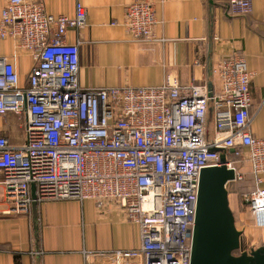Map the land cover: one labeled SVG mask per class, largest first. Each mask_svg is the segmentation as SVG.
I'll use <instances>...</instances> for the list:
<instances>
[{"label": "built area", "instance_id": "2783aa9c", "mask_svg": "<svg viewBox=\"0 0 264 264\" xmlns=\"http://www.w3.org/2000/svg\"><path fill=\"white\" fill-rule=\"evenodd\" d=\"M228 6L232 16L253 10L251 0ZM87 16L78 3L74 18L54 17L38 0H8L0 10V40H13L36 63L22 87L15 65L0 58V116L25 117L23 145L0 136L9 212L28 213L41 201L115 205L139 225L141 245L87 253L86 264H191L201 173L225 165L241 181L230 159L234 150L254 176L255 189L244 200L254 224L264 227V139L250 130L253 73L243 53L222 56L213 69L218 91L208 84L83 87L80 34ZM157 24L151 0L127 5L124 26L133 43L153 51L162 43ZM70 30L79 35L74 44L66 41Z\"/></svg>", "mask_w": 264, "mask_h": 264}, {"label": "crops", "instance_id": "0c3cea01", "mask_svg": "<svg viewBox=\"0 0 264 264\" xmlns=\"http://www.w3.org/2000/svg\"><path fill=\"white\" fill-rule=\"evenodd\" d=\"M38 1L54 17L74 18L78 3L86 7L87 27L80 34L79 83L83 87L208 84L218 91L220 80L213 69L222 56L242 52L253 73L250 130L254 137L264 139V0H251L253 10L246 16H232L228 0H151L158 21L155 35L162 40L153 51L133 43L124 26L131 0ZM7 2L0 0V10ZM78 38L70 30L66 41L74 44ZM0 58L15 65L20 86H27L36 64L33 56L13 40H0ZM24 125V116H0V136L14 147L21 146L25 143ZM211 127L214 131L212 117L210 135ZM233 162L244 165L238 172L252 187L246 195L255 188L254 176L240 157ZM2 180L0 174V264H86L87 253L129 251L141 245L139 225L128 221L115 205L99 208L91 200L41 201L28 213H10L12 205ZM34 191L32 187L33 196ZM230 197L229 193L245 250L264 247V227L254 224L251 208L241 210L238 204L232 205ZM90 260L108 261L109 257Z\"/></svg>", "mask_w": 264, "mask_h": 264}, {"label": "water", "instance_id": "95a60500", "mask_svg": "<svg viewBox=\"0 0 264 264\" xmlns=\"http://www.w3.org/2000/svg\"><path fill=\"white\" fill-rule=\"evenodd\" d=\"M235 180V171L225 165L202 171L191 264H264V247L234 256L243 249L227 189Z\"/></svg>", "mask_w": 264, "mask_h": 264}, {"label": "rangeland", "instance_id": "374dc122", "mask_svg": "<svg viewBox=\"0 0 264 264\" xmlns=\"http://www.w3.org/2000/svg\"><path fill=\"white\" fill-rule=\"evenodd\" d=\"M210 131H211L210 141H212L213 137H214L213 127H211ZM238 162H239V160H238ZM235 167L237 168V170H239L240 168L244 167V165L243 164H235ZM251 188L252 187H251V183H250L249 179H242L241 181H235V182L230 183L227 189H228L230 196H231L230 199H231L232 205L238 204V207L241 210H246V208L248 209L249 206L247 205V203L244 200V193H245V191H247ZM234 215L237 216V213H234ZM235 219H236V217H235ZM237 226H236L237 229L241 228V224L237 225ZM244 247H246V245H244Z\"/></svg>", "mask_w": 264, "mask_h": 264}, {"label": "trees", "instance_id": "16d2710c", "mask_svg": "<svg viewBox=\"0 0 264 264\" xmlns=\"http://www.w3.org/2000/svg\"><path fill=\"white\" fill-rule=\"evenodd\" d=\"M236 155L235 154H230V159L233 160V159H236L237 157H235ZM255 189V188H254ZM242 240H243V236H242ZM242 247L243 249L242 250H238V251H235L234 252V256H241L244 252H247L245 250V247L243 246V242H242Z\"/></svg>", "mask_w": 264, "mask_h": 264}]
</instances>
